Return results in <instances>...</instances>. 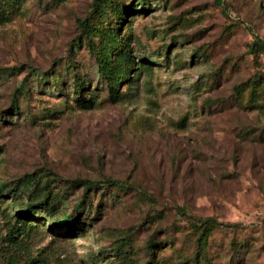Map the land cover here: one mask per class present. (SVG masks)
Returning <instances> with one entry per match:
<instances>
[{
    "label": "rangeland",
    "instance_id": "rangeland-1",
    "mask_svg": "<svg viewBox=\"0 0 264 264\" xmlns=\"http://www.w3.org/2000/svg\"><path fill=\"white\" fill-rule=\"evenodd\" d=\"M0 184V264H264V0H0Z\"/></svg>",
    "mask_w": 264,
    "mask_h": 264
},
{
    "label": "trees",
    "instance_id": "trees-1",
    "mask_svg": "<svg viewBox=\"0 0 264 264\" xmlns=\"http://www.w3.org/2000/svg\"><path fill=\"white\" fill-rule=\"evenodd\" d=\"M218 1L220 2V0ZM139 6L141 7V5ZM119 86H120V83H118V79H117L114 81V85L111 88V90L113 89L114 91H116V89ZM79 182L82 184H85L86 190L90 189L93 185L96 184V182L90 181V180H79ZM18 183L21 186H24L25 184L23 178ZM4 186H5L4 184H0V190L4 188ZM46 204H47V199L45 198V199L37 200V201L33 200L27 204H24V206L12 204V207H16V206L18 207V214L16 215L17 218H24L26 217V215H30V216L36 215L37 212L35 211V209L38 206L46 205ZM51 226L52 228H55V229H66V228H71L72 224L68 222L67 217H62L60 220L52 221ZM18 234H19L18 231L9 230L6 238L4 239L5 244L3 245L2 252L4 253L3 255L6 261L8 262V264H22L23 260H22V256L20 255L21 249H20L19 244L17 243V238H16Z\"/></svg>",
    "mask_w": 264,
    "mask_h": 264
}]
</instances>
